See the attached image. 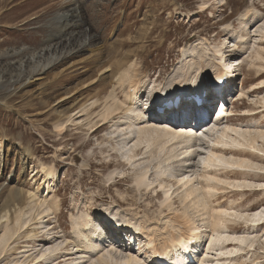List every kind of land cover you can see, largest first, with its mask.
Returning a JSON list of instances; mask_svg holds the SVG:
<instances>
[{"label":"rangeland","instance_id":"374dc122","mask_svg":"<svg viewBox=\"0 0 264 264\" xmlns=\"http://www.w3.org/2000/svg\"><path fill=\"white\" fill-rule=\"evenodd\" d=\"M203 40L211 45H204ZM225 43L230 48L223 47ZM190 46L195 52L189 60L193 75L199 66L216 71L215 51L222 47L229 51V62L238 61L235 67L240 78L227 96L226 108L235 116L225 124L211 120L205 128L191 127L196 140L187 144L191 150L181 166L174 164L176 158L167 163L165 152L159 153V146L150 144L142 145L129 160L130 141L137 138L123 131L131 117L126 109L129 104L114 112L115 118L105 122L102 117L110 106L132 104L125 97L131 90L129 82L118 86L117 77L124 70L134 75L138 70L144 82L140 102H146L149 91L172 79ZM262 71L264 0H0V208L19 202L17 216L25 223L6 246L5 234L17 223L3 221L0 264H73L81 256L77 264L88 262L87 257L105 247L96 246L87 253L82 244L77 249L74 226L77 222L79 231L86 218L93 223L101 214L122 219L145 234L131 236L126 246L121 243L118 257L132 254L140 264H156L152 247L160 249L170 237L186 232L187 223L201 224L205 212L192 207V202L201 200L209 212L215 208L236 221L226 223L230 235H257L253 251L245 252L234 264H264V225L253 231L249 226L257 222L247 213L248 209L264 213V190L257 191L264 185V162L249 157L252 168L232 169L263 178L254 180L237 181L225 175L224 166H204L216 131L225 127L240 131L248 137L246 142L256 136L255 149L240 146V150L264 158V139L258 137L264 132V88L252 92L264 85V79L254 80ZM113 89L116 100L108 99ZM235 131L231 135L238 138ZM168 139H162V146L170 147L171 153L177 142ZM223 158L239 161L229 154ZM160 167L172 169L173 174L159 177ZM146 169L153 186L140 188L135 179ZM48 171L53 173L49 179ZM185 176H191V183L183 188L177 182ZM164 188L171 190L170 200ZM190 190H195L196 199L184 200ZM54 203L59 209L47 214V230L42 233L39 218ZM85 214L89 218H82ZM247 215L250 221L245 220ZM210 216L203 215L208 235H212Z\"/></svg>","mask_w":264,"mask_h":264},{"label":"bare ground","instance_id":"6f19581e","mask_svg":"<svg viewBox=\"0 0 264 264\" xmlns=\"http://www.w3.org/2000/svg\"><path fill=\"white\" fill-rule=\"evenodd\" d=\"M208 8H210V7H206L205 9H208ZM220 21H221V19H219V22ZM239 38H241V36H239ZM203 44L209 45V46L211 45V43L208 40H203ZM225 46L227 48H230V46H227L226 43L223 44V47H225ZM223 47L219 48L215 51L216 57L218 55V57H217L218 61L216 64H217V67H219V68H217L216 71L215 70L211 71L210 67L199 66L198 68H196L197 72L195 75H193L192 71H191L193 69V64H189V60H191L192 57H194V54H195L194 49L190 46L188 49H186V51L184 50L185 52L183 51L184 54H182L183 59L180 62V64L182 66H180L176 69V71L174 72V74L172 76V79L165 86L158 87L159 89H155V90L152 89L151 90L152 92L149 91L150 97H149V99H147V103H145V104H144V102H140L141 94L139 93V91L142 90V85L144 82H142V79L138 78V70H135V71H137L135 73V75L132 72L127 71V70H124L122 73H120V76L117 77L118 86L123 87L127 82H129L128 88L131 90L129 93L126 94L125 97H126V101L130 100V102L132 104L125 103V102L121 103L119 101L120 104H122L121 106H119L120 104H118L116 106L108 107L105 114L102 117H103V121L106 122L109 119H112L115 116V115H113V114H115L114 112L121 110V107L124 104L130 105V106L128 105V108H126V109H128L130 111L129 113L131 114V117L129 120H127V122L125 124L126 129H124L123 131L128 130L130 134L135 133L137 135L136 136L137 138H136V140L130 141V142H133V145L132 146L130 145L131 147H128L126 145V147L130 148L126 153V157L129 160L130 159L133 160L135 158L136 150H139L140 147H142V145H145V144L149 145L150 144L149 145L150 147L153 145H158L159 148L158 147L157 148H158L159 153L163 154L165 152V156L166 157L168 156V159L166 161L167 163H170L172 158L173 159L176 158V161L174 160L175 161L174 164H178L180 166H181V164H179V163L186 161V160H184V156L189 154L190 150H191V144H189V145H187V144L192 142L193 139L196 140V137L194 138L195 132L192 131V129H191L192 121L188 122V121L184 120V121H180L181 124H177L180 122H176L174 120V118L172 117V120L165 119V120L161 121L162 123L158 122V121L156 122L155 120H153V119H155V115L152 114V118H150V116L145 114V110L147 107L151 106L153 104V102H156V100H157L156 103L162 102V105L168 100H173L176 97V95H181L182 89L184 91L185 88H186V90L188 88H193V91L190 93H187V95H191V96L197 95L198 96L201 93V91L205 88V86H206L205 84L207 82H209L211 78H215V76H217L219 74L220 75L222 73L228 74L230 77V81H231L234 77L233 76L234 75L233 70H234V68H236L235 66L237 64H235L234 62L233 63L229 62L227 60L229 51H227L225 48H224L225 49V51H224ZM263 79H264V71L258 73V75L255 76V78H254V80H256V81H262ZM262 82L264 84V80ZM263 88H264V85L261 87L254 88L252 90V92L255 93V92H257ZM112 92L113 93L108 97V99L112 97L114 100H116L117 95L115 94V89H113ZM128 94H129L130 98H132V99H129L127 97ZM95 104L96 103H94V105ZM193 109L195 110V108H193ZM220 114L225 115L226 113H225V111H223V109H221ZM180 115H182V113ZM166 116L167 115L165 114V117ZM243 116H245V115H243ZM143 117H145L144 122H142ZM213 118H214V116H213ZM146 119H148L147 122L145 121ZM218 119H219V117H215L216 125L221 124L223 122H224V124L228 123V121H226L224 119H222V120H220V119L218 120ZM211 120H212V118H211ZM101 127H103V126H101ZM101 127H99L95 132H97ZM200 128L201 127H197V128L193 127V129H197V130H199ZM214 128H217V126H214ZM120 131H121L120 134H122V130H120ZM210 131L213 132L214 129L212 128V129H210ZM234 131H235V129L231 130L229 127L223 128L222 131H221V129L219 131H216V133H215L216 139L214 142L212 140L213 150H211L209 152L210 154H208V157L204 163L205 164L204 166H206L207 169H209V168H211V169L212 168H218L219 169V167L224 166V170H226L225 175H227L228 177L232 176V177L236 178L237 181H239L240 179H245V180H249V179H253V178L254 179L255 178L263 179V178H261L262 176L248 174V173H246L247 171L245 173H242V171L237 172L239 170H236V169L232 170L235 166H237L239 168H241V167L252 168L251 166L253 165V163L251 161H253V160H250L249 157L256 159L260 162H264V158H259V157L257 158L253 154L248 153L247 150H240L241 148L251 149V150L255 149L254 145L256 143V138H255L256 136L253 138L250 137L251 140L246 142L245 140H247L248 137H245L242 133H240V131H239V133L236 132L237 130L235 131V136L237 134L238 138L233 137L231 134L234 133ZM255 135H256V133H255ZM167 137H170L171 142L172 141H174L175 143L177 142V144H176L177 147L174 148L171 151V153L168 152L169 151L168 148H170V147H168L166 145L167 143L164 144L166 146H162V141H163L162 139L167 138ZM239 137H241V138H239ZM258 137H260L261 139H264L263 138L264 132L263 133L259 132ZM170 139H168V140H170ZM240 139H242V140L240 141ZM185 144L187 146L186 148L183 146ZM240 146H241V148H240ZM183 148H185V150ZM124 149H126V148L124 147L122 150H124ZM181 154H182V157L179 158ZM226 154L232 155L234 157L237 156L239 161H237V162L235 161V163L227 161L226 159L223 158L224 155H226ZM158 155H160V154H158ZM151 156H155L152 154V151H151ZM239 157H243V158H239ZM217 161H219V163ZM169 167H170V165L166 166V168H169ZM166 168L164 169L163 167H160V170L158 171L159 177H166L168 175L173 174V170L171 168H170L171 170H169V171H166L167 170ZM148 172L149 171H147V169H146V171H144L141 175H139L140 177L135 179L137 185L140 188H141V186H145V187H149L151 185L153 186V183H151L149 181V178L147 177ZM46 177H47V179H49L50 177H53V173L51 171H48L46 174ZM190 177L191 176L182 177V178L178 179L177 183H180L183 188H186V185L191 180ZM242 177H245V178H242ZM262 181H264V180H262ZM237 187H239V186H237ZM262 189L264 190V187H260V190H262ZM148 190H150V189H148ZM164 190H165L164 191L165 193L168 192L167 195L166 194L165 195L170 200L171 197H169V194L171 193V190L170 189L167 190L165 188H164ZM251 190H246V191H251ZM16 191L19 194H22V191H19V190H16ZM49 191H50V189H49ZM253 193H255V192H253ZM196 197H197V195H195V190H190V191L186 192L185 197L183 199L189 200L191 198V201H193L196 199ZM210 197L213 198V195H210ZM15 202L16 203H14V206H12L11 208L9 207V205L7 203L5 204V206L0 208V226H2L4 220L6 222H10V221L13 222V220H15L17 223V225L14 226L13 228H11V229L9 228L8 232L5 234L3 242H4V245H6V246L8 244V241H10L14 238L13 235H16L15 232H17L19 230L22 231V228L25 225V223H21V220L17 216V211L18 212L21 211L20 203L17 201H15ZM10 204H11V202H10ZM45 204H46V201L42 202L40 207L43 208V206ZM199 204H200V206H199ZM48 206H46V210L44 209L45 211H44L43 215L39 218V220L41 221L40 222L41 223L40 229L42 230V231L41 230L40 231L42 233H44L47 230V225H46V223H44L46 221H44V220L49 218L48 216L50 215L49 214L50 212H52V214H53V213H56L59 209L58 203L48 204ZM192 207H195L197 209L198 213H200L202 211L205 212V213H203V215H208L209 213H211L210 217H211L212 222L210 224V227H212L211 228L212 229V235L207 234V224H204L207 220L202 215L201 221L203 222L204 225L202 224L201 221H200L201 224H199V225H195V224L191 225V224L187 223V225H184L186 228L188 227L187 231L184 233H180V235H178L176 237H170L169 240L166 241V244L163 245L164 247L162 246L163 248L161 247L160 249H158L156 247H152V256H153V260H155L156 264H234L236 261L242 260L245 252H248V250H249V252H250V250L253 251L252 248L254 247V244L257 242V235L254 237L249 236V234L247 236L230 235L229 233L232 230L228 231V229L230 227H228L226 225V223H228V225H229V223H234L236 221L226 219V217H225L226 215L225 216L222 215V212L216 211L215 208H214V210H211L209 212L208 208L206 207L204 200L192 202ZM262 207H264V205ZM199 208L201 209V211L199 210ZM257 210L258 209H248L247 210L248 214H253L252 218H254V221L257 222V224L255 226L254 225L249 226L250 228L254 227L253 231H255V230L257 231V229H259L260 226L264 225V213L258 214V213H256ZM14 214H16L15 217H13ZM47 214H48V216H47ZM223 214H224V212H223ZM240 216H238L237 218L243 217L242 215H240ZM84 217H88V215L85 214L82 216V218H84ZM249 217H250V215H247V218L245 220L250 221L248 219ZM86 219H85V222L82 224L83 228L80 229L79 231L75 227L78 224L77 222L75 223L76 225L74 226L75 230H77V232H76V236L78 238L77 241H79L77 249H80L82 246V248L85 250V253L91 251L92 249L95 250V248H97L96 246L100 247V245H102V246L104 245L105 249L101 250L100 252H96L95 256L87 257V258H89L88 259L89 261L85 262L83 264H140V260H139L138 256H132V254H129L127 256L118 257L116 255L117 251L119 249L123 248L118 243L123 242L125 240V237L131 238V236H134V235H142V236L145 235L142 232L140 233V231H138V228L135 227V225H132V226L125 225V223L122 221V219H120V221L123 222V224H122V222H120L118 219H116L115 216L109 215V214L108 215L101 214L102 220H97L93 223L86 220ZM31 221H30V223H31ZM114 221H118L120 223L121 227L124 228L123 233H125V235L121 234L122 235L121 237L111 235L110 231H113L111 229V223ZM27 224H28V221H27ZM179 224H181V223L179 222ZM262 229H263L262 232H263V237H264V227ZM31 234H32V236H34V232ZM181 234H185V235H181ZM240 239H243L244 243H240L239 242ZM153 241H155V240H153ZM248 241L249 242L251 241L250 245L249 244L246 245V243ZM63 244L64 243L59 244V245H57V247H59V249H60V247ZM79 245H81V246H79ZM150 245H151V243H150ZM6 246H5V248H6ZM203 246L205 248H203ZM231 246H233V248L229 249ZM5 248L3 251H5ZM53 248H55V247L52 246L51 251H53ZM115 249H117V250H115ZM78 251L79 250H77V253L79 254ZM141 253H143V251H141ZM238 254H239V256H236ZM42 258H43V254L40 257H38L37 260H40ZM55 259H57V258H55ZM55 259L53 261H55ZM79 260H83V257L81 256L79 259L75 260V262L73 264H77L76 262Z\"/></svg>","mask_w":264,"mask_h":264},{"label":"snow or ice","instance_id":"6c2138e0","mask_svg":"<svg viewBox=\"0 0 264 264\" xmlns=\"http://www.w3.org/2000/svg\"><path fill=\"white\" fill-rule=\"evenodd\" d=\"M219 163V161H217ZM261 187H264V185H261ZM235 239V238H234ZM240 243H244V240L243 239H240L239 240Z\"/></svg>","mask_w":264,"mask_h":264}]
</instances>
